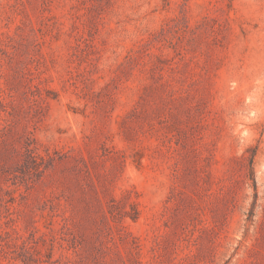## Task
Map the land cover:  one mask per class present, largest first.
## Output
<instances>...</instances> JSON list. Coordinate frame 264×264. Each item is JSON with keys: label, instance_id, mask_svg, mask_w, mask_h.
Here are the masks:
<instances>
[{"label": "rangeland", "instance_id": "rangeland-1", "mask_svg": "<svg viewBox=\"0 0 264 264\" xmlns=\"http://www.w3.org/2000/svg\"><path fill=\"white\" fill-rule=\"evenodd\" d=\"M0 264H264V0H0Z\"/></svg>", "mask_w": 264, "mask_h": 264}]
</instances>
